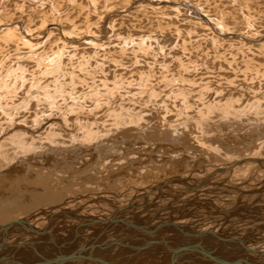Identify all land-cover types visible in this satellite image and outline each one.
Returning a JSON list of instances; mask_svg holds the SVG:
<instances>
[{
  "label": "rangeland",
  "instance_id": "obj_1",
  "mask_svg": "<svg viewBox=\"0 0 264 264\" xmlns=\"http://www.w3.org/2000/svg\"><path fill=\"white\" fill-rule=\"evenodd\" d=\"M158 1L178 4L180 8L179 12L171 11L170 9L158 11L147 5V3L152 4ZM131 6H135L134 8L136 9H134V14L130 17L120 19L112 14L115 11L120 12L129 10ZM197 8L201 10L203 14H207L208 19L211 18L213 22H216V24L220 27L218 31H223L222 33H225V36L223 35L224 37L221 36L220 38H216L215 35L211 34L210 31L208 32L207 29L199 23L193 11V9ZM11 19L15 20V22L23 23V25L25 24L26 27L29 26L36 34L38 30H42V26L45 23L48 25L52 21L51 23L59 24L62 27L63 35H60L56 29H53L51 30L52 34L47 38L49 41L46 39L45 42L43 41L39 44L40 46L37 45L33 48L26 45L24 42L13 46L15 45L14 42H11L10 44V42H6L4 38L0 39V43L2 42L0 44V70L2 69L0 71V105L2 104L0 106V128H2L4 118L7 115L9 116L15 113V120L18 122L24 118L26 119L28 109L29 111H33L34 109L31 110L30 108L38 105L40 106V104L34 99L36 97L43 98L45 93H42V91L44 90L45 92L47 91L51 93V97H53L54 101L57 103V108L60 109H62V107L66 104H68L66 106L74 107L81 105V103L83 105V102H85L84 106H88L90 108L92 107V99L98 98V102L96 100L95 103L104 104L108 102H117L118 105L115 109L123 107L125 110L133 111L135 116H138L141 112H143L139 119L135 121L137 126L139 125V121H141L140 126H138V128L142 129V133L140 134L133 131L134 128L136 129L137 127L129 126L133 129L128 130L129 128L126 125L124 127L126 135H122V133L115 135L117 131L123 130V128L118 129V127H114L110 130V132L104 135L103 138L96 139L92 145H90V143L75 144V146L77 145L76 147H78V145H90L88 146V148L92 150L90 155L88 153L79 154L65 161V155H61L62 151L57 154L54 150H49L50 152H54L52 155H54L55 158L54 156H49L48 151H41L42 154H47L46 159L50 161L52 164L50 165L53 166L54 169H52L49 165H35V167H32L34 169L31 168L29 171V168H25L26 163H23L24 161H20L19 163L12 165V168H17L12 170L13 173H8L7 168L0 169V212L2 213L14 208V204L9 201V194L11 193L12 195L20 196L21 198H30V201H25L28 206L31 205V198L34 200V197H36L35 194L40 195V192H34L35 194H31V190H42L41 192L43 194L40 195L41 200L38 198V202L42 205H49L57 201L69 200L65 213H62L61 217H57L59 219H54L51 223L42 221L39 224L44 229L45 227L46 229L49 227H51L52 230L57 229V232L55 231V233H61L60 235L65 242H70L74 238L75 240L82 239L80 242L76 240L73 245L70 246L72 249L80 248L85 242L84 236H81L80 234V237L75 236L77 232H81L82 234L83 230L80 229L78 221L73 218H80L81 220H102L109 218L110 221H113L115 216H109L108 213H111V210H114L116 213L117 206L121 204L125 205L128 202L131 203V205L135 204L138 206L144 203L145 199L143 198H145L148 193L144 194L140 192V189H144L143 187L155 185L157 182L159 183L162 181L163 177L170 180L176 177V179L181 180V182L172 184L170 186L171 188H169L170 190L163 189L159 192V194H161L159 197L157 195L156 198L155 196H151L150 199L153 198V200H151L149 204L152 203L153 206L152 204L150 205L152 207L147 206V208L141 210L140 212L136 209H121L122 215L117 214V218L119 219L126 221L127 218L132 217L133 221H127L130 223L140 224L142 221L155 218V215L157 214H155L156 208H161L162 206L171 204L173 199L176 200V198H185L186 196L181 197V194H183L184 191L189 190L190 192V187H197L195 182L194 184L183 183L182 181H184V179H180L181 176L184 177L185 175V177L188 176V178L190 177L200 180V178L205 175L204 173L211 169L209 168L210 166H216L218 162L222 165L230 163L232 158L234 159L233 153L237 155H243L246 151L254 153L255 149L258 148V140L264 143L263 119L260 118L258 122H255V116L252 117L254 114L252 115L251 113L250 116H248V118L250 117L249 121L251 120L250 123L248 121L242 124L238 121L235 122V119H226L225 121L223 119L221 120L214 114L216 117L214 119H216L217 122H221L215 128L213 127L217 130L218 134L210 135L212 137L215 136L212 140L207 134L208 139H204L206 137L202 136L203 140L200 139V143H206L207 146L209 145L210 147L200 148L199 145L197 146L196 142L192 139L194 135H199L194 129V122H184L181 120L183 117L187 116L186 114H189L191 117L190 113L185 112L184 114L183 111V117L178 116L179 114L177 113V110L171 108V110H175L173 113L174 116L170 113L168 117L164 119L163 108L159 104L154 105L155 102L159 103L164 100L165 97L168 99L169 95L170 99L177 100L178 102V100L182 98L180 97L182 94H176V90L181 89H188L189 91L192 90L191 96L199 92L197 95L199 96V99H211V103H217L223 100L225 101L226 99H230L232 97L235 102H237V105L240 103V107H235L232 103L235 107L233 108L234 110H238L239 108L246 106L248 101L255 98V95L257 98L259 97L260 99H263L264 102V41L263 44L256 47L255 45H250L248 43L243 44L236 37L240 35L245 38H257L259 40L264 39V0H0V25L7 23ZM203 22L204 21H202V23ZM203 24H205V22ZM32 27H34V29ZM91 32L94 33L96 38L104 39L105 44L103 43V45L99 46L92 44V46L91 44L80 43L75 45L78 47L77 49L64 45L66 38H71L69 41H72L79 36H87ZM36 34L34 35L36 36ZM53 35H55L56 38ZM230 36L232 37L230 38ZM6 44L7 46H5ZM60 66H62V68ZM10 76L15 77L13 79ZM193 88H196L197 91H193ZM207 89H209V91ZM149 90L154 91V93H148ZM204 92L206 95H203ZM58 95L62 96L59 97ZM130 95H137L135 96L136 98L131 99H138L139 102H141V100H146L144 102L151 100L152 103L150 105H146V108L144 107L145 109L136 108L137 110H135L132 107L133 104L127 103ZM63 96L65 98L64 100ZM155 96H157L159 100H157ZM223 97L225 99H223ZM192 98H194V100L191 101V105H195V101L199 99H197L198 97ZM236 99H239L240 101H237ZM190 100L191 99H189V101ZM137 105L138 103L136 106ZM177 105L180 106V109L181 104L177 103ZM259 105V108H262L261 110L264 111V103ZM138 107H140V105ZM166 107L170 108V105L166 104ZM43 108V105L40 106L39 111H43ZM4 109L7 111H4ZM103 109L104 106L100 109L96 107L91 109L90 113L99 115L102 113ZM248 110L249 108H246L245 112ZM3 111L6 112L5 114H7V112H11V114L8 113L5 115ZM51 113H53L51 116L59 119L60 116L64 114L63 112L58 111V109ZM44 117L49 118L47 117V114H45ZM26 121L30 123V120ZM185 127L190 128L189 133L183 131ZM92 129L100 132L104 128L93 126ZM194 131L196 132L195 134ZM174 132H177L176 136L173 135ZM245 133H249V135L247 134L248 136H246ZM112 134L114 135L112 136ZM61 135L67 134L61 130ZM118 137L121 141L116 139ZM62 138L63 137H55L54 140L59 141L62 140ZM220 138H222L221 141L226 145L222 144ZM114 139H116V143ZM80 140H82V138ZM65 142L60 143L56 150L60 148H66L68 150L70 147L66 146ZM212 142L216 143L217 146L222 147H220V151H218V153H216V149L214 148L215 145ZM127 145L132 146L131 149H126ZM51 148L53 147L50 146V149ZM48 149L49 147L46 148V150ZM128 149L129 151H127ZM207 149H210L212 152ZM118 150H125L126 154L122 155L123 153L120 151L118 152ZM180 150L183 151L179 153ZM262 152L264 153V151ZM191 153L195 155H191ZM59 154L60 157L58 156ZM196 155L198 158H194ZM122 156L127 162H130V165L132 163V171L125 170V166L119 167V164H116L119 163ZM177 156H179V159ZM208 156L213 157L214 160L212 161L210 157L209 160ZM58 158L61 159L58 160ZM85 158L87 159L83 162ZM111 158L116 161L109 165V162L106 161H109ZM141 158H143L145 162L139 161ZM205 158H207V160ZM102 162L106 166V170H109L112 175L110 180L108 179V182L111 183L113 179L112 183L114 184L105 183L103 182L104 179L101 181V175L105 177V173H102L104 169H100L99 173L102 174L96 175L97 178L95 177L96 171L98 172L99 170L98 166ZM22 164L25 166H22ZM40 166H43L42 169ZM136 171L139 172L134 173ZM251 171L253 172L251 173ZM29 172L32 174L29 175ZM87 174H90L91 176ZM42 175H44V177ZM236 175L224 176L222 179L216 178L217 182L215 184L208 185V190L205 191L206 194L210 191V194H205V196L209 198L211 197V200H217V202H214L218 203L219 206L232 207L237 203V192H233L232 194L228 193L232 190L224 187V182H227V186L235 185L241 189L242 187L240 184H243V182L239 180L245 182L248 176L251 178V181H248V183L252 186L249 185V187L246 186L244 188L255 192L252 194L247 193V199L245 198L244 201L247 202L250 199L248 203L249 205H253L252 207L258 205L261 206V208H264V186L262 187V185H264V182H262L264 178V168L260 165H255L254 163L251 170L244 173H238ZM254 175L255 177L252 179L251 176ZM81 177H89L92 184L85 185L83 182V185H78L76 182H73V178ZM93 177L96 178V180H94ZM255 178H257V182H255ZM185 180L190 181L189 179ZM83 181H85V179ZM192 181L191 183H193ZM58 182L60 184H57ZM62 185L64 187H62ZM252 187L253 189H251ZM76 189L79 190L77 191ZM218 189L220 191H217ZM92 193H94V195H98H95L96 198H99L100 196V199L88 200ZM190 193L192 194V192ZM214 193L216 197L212 196ZM254 193H256V195ZM136 194H139L138 196L142 198L135 196ZM229 194L232 196H229ZM233 194L235 196H233ZM24 195H27V197ZM175 195H177L176 198ZM134 197L138 198L134 200ZM201 197H204L202 193ZM228 199H231L230 203H228ZM103 200L108 201L106 202ZM175 200H173V202ZM260 200L263 204H261ZM244 201L242 199V202ZM23 202L20 203L21 208L19 210L21 211L18 212L20 216L18 213L12 215L13 219L21 218L24 220H31L33 219L35 212L42 209L34 202L35 204H33L38 206L27 207V210H25V204ZM211 205L213 204L211 203ZM186 206L187 208L196 209L195 211L199 209L197 212H202V214L205 215L206 211H208L206 206L203 204L197 208L195 206ZM213 209L216 210L214 207ZM72 213H74V216ZM241 213L247 215L249 214L250 216L244 215L247 218H245V222L242 221L241 224L240 222H231V224L230 222H225L226 225L224 224V228L229 231L224 229L222 226L220 230L218 229V232L225 230L224 234L229 232L226 234L227 236H230L233 232L234 235L235 233L237 235L241 234V236L239 235L240 237L236 235L240 239L245 236L250 237L248 240H250L249 244L251 245L248 246L261 247L259 244H264V241L262 240V237L264 238V231H262L263 228L260 230L257 225V223H260L259 220L262 218L260 217L261 215L256 213V215H253L246 210H243ZM173 215L175 218L177 217L176 219H178L177 225H186V229L189 228V226H193L199 231H208V228L215 231L212 226H208L207 228V225L202 223L203 221L200 220L199 216H195L199 217V220H189L188 218L181 220L178 218L181 215ZM239 215L241 216V214ZM257 215H259V217ZM255 216L256 220H253L252 218ZM210 217L214 216L212 215ZM217 218L221 219L220 217H216V219ZM232 218L233 217H231V219ZM168 221V215L163 214L160 224H156L155 227L158 225L167 226L169 224ZM102 223L104 222L101 221L99 224ZM248 223L252 224L248 225ZM232 225L234 226L232 227ZM235 225L239 228L235 227ZM60 229L66 231L67 234H65V232V235L62 234L63 231ZM125 232L131 233L135 236L137 235L136 237L139 235L138 238H144L149 242H153L155 239L158 240L155 236L145 234H143L144 237H140V235L142 236V233L139 230L134 232L130 229L125 230ZM163 237H160L159 239H163ZM198 238L199 237L197 236L195 240L199 241ZM127 239L128 238L125 237L118 241L120 244L118 248L119 251L123 248L124 244L126 245ZM45 240L46 242H40L49 244L54 243L51 239ZM256 240H261V242L257 243L258 241ZM109 241H111V239H105L104 242ZM205 241L211 243L210 239ZM16 242L18 243L20 240L15 241L13 245ZM118 243H113V245H111L112 249H106L104 252L101 251L100 253L107 252L108 254L110 253L108 252L109 250H112V252L115 253L114 248L117 247ZM213 244L220 245L221 242L215 241ZM130 248L133 250L131 251L132 258H129L130 261L140 264H148L146 261L147 256H144L141 262L137 261L139 254L136 246H131ZM50 250L53 251L54 249ZM231 250L232 249L229 251ZM60 251H63V249ZM125 251V253L130 252L127 250ZM219 251L222 253V250L218 249V252ZM231 255L227 254L228 257H231ZM251 255L252 254H248V256ZM105 256L108 257L103 254L101 255V258L105 259ZM221 256H223V254ZM253 256L254 255L251 257ZM258 258L262 259V257ZM258 258L256 259L260 260ZM33 260H35V258H33ZM262 261H264V258ZM161 262L163 263V261H160V263Z\"/></svg>",
  "mask_w": 264,
  "mask_h": 264
},
{
  "label": "bare ground",
  "instance_id": "obj_2",
  "mask_svg": "<svg viewBox=\"0 0 264 264\" xmlns=\"http://www.w3.org/2000/svg\"><path fill=\"white\" fill-rule=\"evenodd\" d=\"M147 5L148 6H151L152 9L158 10V11L170 9L171 11H178L179 12V9H180L178 4L172 3V2H161V1H158V2L152 3V4L147 3ZM134 7L131 6V8L129 10H125V11H120V12L115 11L112 14L115 17H117V18L119 17L120 19H124V18L130 17V16H132L134 14V9H136ZM197 9H193V11H194L195 17H197L199 23L201 25H203L207 29L208 32L210 31L211 34L215 35L216 38H220L221 36L224 37L225 36V33H222L223 31L222 32L218 31L220 29V27L216 24V22H213L211 20V18L208 19L207 18L208 17L207 14H205V13L203 14V12L201 10H199V9L197 10ZM115 20H113V21H115ZM202 21H204L205 24H203L204 22L202 23ZM51 22L48 25H46V23H45L42 26V30H38V32L36 34L34 32V30H32L29 26L26 27L25 24L23 25V23L15 22V20H12L11 19L7 23H3L2 25H0V39L4 38L6 40V42H10V44H11V42H14L15 45H13V46H16V44H18V43L24 42V43H26V45L31 46L33 48V47H36L37 45H39L40 43H42L43 41L45 42V40L52 34V31L51 30H53V29L54 30L56 29V31L60 35H63L62 34V32H63L62 27L59 24L51 23ZM32 28L34 29V27H32ZM83 28H84V26H83ZM25 29H26V32H25ZM67 29H69V28H67ZM80 29H82V28H80ZM34 34H36V36ZM53 36H55V35H53ZM231 37L232 36H230V38ZM236 37L243 44L244 43H248L250 45H255L256 47L257 46H260L261 44H263V41H264V39H260L259 40L257 38H255V39H253V38H245V37H242L240 35H238ZM55 38H56V36H55ZM60 39H61V37H60ZM53 40H54V38H53ZM69 40H71V38H68V39L66 38L65 41H64V45H67V47L76 48V49L78 47H76L75 45H78L80 43H86V44H91V45L92 44H94V45L96 44L98 46L99 45H103V43L105 44L104 39H101V38L98 39V38H96L94 36V33H92V32L89 33L87 36H84V37L79 36V37L75 38L72 41H69ZM50 43H51V40H50ZM52 43H55V42H52ZM5 46H7V44ZM44 46H46V45H44ZM55 54H53V55H55ZM50 63H52V62H50ZM48 65H49V63H48ZM60 67L62 68V66H60ZM11 71H12V69H11ZM18 71H20V70H18ZM57 71H59V70H57ZM10 77L14 79L15 76L14 77L10 76ZM13 79H11V80H13ZM200 83H201V81H200ZM204 84H206V83H204ZM4 85H6V84H4ZM195 86H197V85H195ZM193 89H194L193 91H197L196 88H193ZM130 90H131V88H130ZM207 90L209 91V89H207ZM176 91H177L176 94L177 93L182 94V96H180L182 98L180 100H178V102H177V100L170 99L169 98L170 95H169L168 99L165 97L164 100L160 101L159 103L158 102H155L154 105H158L159 104L163 108V111H164L163 112L164 119H166L170 113L173 114L175 110H177V113L179 114L178 116H182L183 115V111H184V114H185V112L186 113H190L191 117L189 116V114H186L187 116L184 115L186 118L182 116L183 118L181 120H183L184 122H188V121H191V123L194 122V125H195L194 129H195V131L199 135L198 136L197 135H194L192 137V139L196 142L197 146L199 145L200 148L208 147L209 146V145L207 146L206 143H203V142L200 143V141H199L200 139L203 140L202 139L203 137H206L204 139H208L207 138V135H209L208 137L212 140V139H214L215 136L212 137L210 135H217L218 134L217 133V130L214 129V128L218 124H220L221 122H217L216 119H214V118H216L215 115H217V117L220 118L221 120L223 119L225 121L226 119H232V120L235 119V122L238 121V122H241L242 124H244L245 122H248L249 121L250 117L248 118V116H250L251 113H252V115L254 114L252 117L255 116V122H258V120L260 118L264 120V111L261 110L262 108H259L260 107L259 104H262L264 102H263V99H260L259 97L257 98L256 95H255V98L253 100H251L252 102L251 101H248L247 102V105L244 106L243 108H239L238 110H234L233 108L240 107V103H239V105H237V102H235V100L232 97L230 99H226L225 101L223 100V101H219L217 103H211V101H210L211 99L210 100H205L203 98H200L199 99V96H197L199 92L197 94H193L191 96V94H192L191 91L192 90L189 91L188 89L187 90H185V89L182 90L181 89V90H176ZM150 92L151 93H154V91H152V90H149L148 93H150ZM42 93H45L43 98L36 97L34 100H36L40 104V106L43 105V107H44L43 108V111H39V107H40L39 105L36 106V107H32L30 109L31 110L34 109V110L33 111H29V109H28V112L26 113V115H27V118L26 119L24 118L23 120H21V121L18 122V121L15 120V115H16L15 113H13L14 115L12 114V115H9L8 116L7 114L8 113L11 114V112H7V114H5L6 112H4V111H7V110L4 109V111H3L4 114L7 115V116H5L4 123L2 124V128H0V169L1 168H5V169L7 168V172L8 173H13L12 170H15L17 168H15V167L12 168V165L13 164L15 165V163L17 164L20 161H24L23 163H26L25 164L26 166L23 165V164H22V166H25L26 169L29 168L28 169L29 171H30V169L32 167H35V165H43V166L49 165L52 169H54L53 166H51L52 164L50 163V161H48L46 159L47 154H45V153L42 154V152H45V151H48L49 152L48 153L49 156H54V155H52L54 152H57V154H58V152L61 153V151H62V154L61 155H65V157H64V160L65 161L67 159L72 158V157H75V156H77L79 154L88 153L90 155L91 152H92V150L89 149L88 146L92 145L93 142L96 139L103 138L104 135H106L108 132H110V130L113 129L114 127H118V129L123 128V130L117 131L115 133V135H117L118 133L119 134L122 133V135H126V130L124 131V127L126 125L129 128L128 130L133 129L132 127H137L136 129L134 128L133 131L137 132L138 134L142 133V129L141 128H138V126H140L141 121H139V123H138L139 125L138 126H137V123H135V121L137 119H139L140 115L143 114V112H141L140 115H138V116L136 115L135 116V114H134L133 111H131V110H125L123 107H120L118 109H115V107L118 105L117 102H111V103L108 102V103H104V104L103 103H95L96 100L98 102V98H96V99H94V98L92 99L91 98L92 99V107H90V108L88 106H84L85 102H83L84 103L83 105L81 103V105H77V106H74V107L66 106V105H68V104H66L64 107H62V109H60V108H57V103L54 101V98L51 97V93L50 92H47V91L45 92V90H44V91H42ZM233 94H235V93H233ZM155 95H156V92H155ZM203 95H206L205 92H204ZM0 96H1V94H0ZM60 96H62V95H60ZM135 96H137V95H130L129 96V99L127 101V103L133 104L132 107L135 110H137L136 108H138V109H142L144 107L146 108V105H150L152 103L151 100L148 101V102H144L146 100H141V102H139L138 99H131V98H136ZM155 97L157 98V96H155ZM192 97H198L197 99H199V100L196 99L197 101H195V105H191V101L194 100V98H192ZM4 98H5V96H4ZM64 99L65 98L63 96V100ZM189 99H191V100L189 101ZM223 99H225V98L223 97ZM10 100H11V98H10ZM157 100H159V98H157ZM236 100L237 101H240L239 99H236ZM142 102H144V103H142ZM176 102L181 104V108L180 109H179L180 106H178ZM5 103H7V102H5ZM12 103H14V102H12ZM137 103H138V105L136 106ZM232 103L235 105V107H234V105ZM166 104H169L170 105V108H167L166 107ZM139 105H140V107H138ZM3 106H4V104H3ZM34 106H35V104H34ZM103 106H104V109H103V111H102L101 114L94 115V114H91L90 113L91 112V109H94L96 107H98V109H100ZM171 108L172 109H175V110L173 111V110H171ZM246 108H249V110L245 112V109ZM57 109H58V111H61V112L64 113V114H62L60 116V119L51 116V114H53L51 112L56 111ZM3 112H1V113H3ZM15 112H16V109H15ZM29 112H31V113H29ZM45 114H47V117H49V118L44 117ZM173 116H174V114H173ZM26 120H30V123L27 122ZM129 120H130V123H129ZM263 120H261V121H263ZM250 121H249V123H250ZM163 122H165V121H163ZM173 123H175V122H173ZM229 123H231V122H229ZM93 126L103 127L104 129H102V131H100V132H97L98 130L92 129ZM129 126H132V127H129ZM169 126H171V125H169ZM146 128H148V127H146ZM189 129L190 128L185 127L183 129V131L189 133ZM61 130L63 132H65L68 136L67 135H61ZM195 131H194V134L196 133ZM239 133H240V131H239ZM226 134H228V133H226ZM245 134H246V136L249 135V133H245ZM113 135L114 134H112V136ZM173 135L176 136L177 135V132H174ZM242 135H243V133H242ZM219 136H220V134H219ZM219 136H217V137H219ZM221 136H222V134H221ZM55 137H57V138L63 137V138H62V140L57 141V140H54ZM81 138H82V140H80ZM91 139H92V142H91ZM116 139L118 141H121V139L119 137L116 138ZM116 139H114L115 143H116ZM221 139L222 138H220V141H221ZM236 140H238V139H236ZM64 142H65V145L68 146V147H70V148H68V150L66 148H60V149H57L56 150V148L58 147V145L60 143H64ZM258 142H259V143H257L258 148L255 149V152L254 153H249V151H246V152H244L243 155H237V154H234L232 152L233 155H234V159L232 158V160L230 161V163H227V164L222 165V164H219V162H218V164L216 166H210L209 168H211V169L207 168L209 170L206 173H204L205 175L202 178H200V180L197 179L198 181L196 179H193V178H190V177L188 178V176L185 177V175H184V177L181 176L180 179H184V181H182L183 183H186V184H194V182H195V184L197 185V187H194V188H192V190H190V192H192L193 195L189 192V190L184 191V193L182 192L183 194H181V197L186 196L185 198H181V199L178 198L177 199L176 198L177 195H175L176 200L173 199V200H175L174 202L172 200L171 204H167L165 206H162L161 208H156L155 214L156 213L157 214L155 215V218H152L150 220L148 219L146 221H142L140 224H136V223H130L129 221H127V220L133 221L132 217H129V218L126 219V221L124 220L125 222H121V223L118 224V220H123V219L117 218V214L118 215H122L121 209H123V210H126V209H129V210L133 209V210H135L136 209L139 212L141 210H144L145 208H147V206L149 207L152 204V203L149 204V202L151 200H153V198L150 199L151 196L152 197L155 196V198H156V195H157L159 197L161 195V194H159V192H161L163 189L164 190L165 189L170 190L169 189V188H171L170 186L172 184L178 182V179H176V177H174L173 179L170 180V179H165L163 177L162 178V181H160L159 183L157 182V184H155V185H148V186L143 187L144 189H140L141 190L140 192H142L144 194H146V193H148V194H147V196H145V198H143V199H145V201H144V203L142 205H139V206L138 205H135V204L134 205H131V203H129V202L126 203L125 205L124 204H121V205H119V206L116 207V213L114 212V210H111V213H108L109 216H112V215L115 216V218H114L113 221H110L109 218L102 219V220L101 219L100 220L97 219L98 223H100L101 221L104 222V223H102V224L93 223V224H90L91 226L89 227V229H86V230L83 229V233L80 234V235L85 237V242L82 244L81 247L83 248V247H86L87 246V248H86L87 250L85 252L81 253V255H83L85 258H89V256H92V257L96 258V260H100V259H104V258H101V255L104 254V255H107L108 256V257L105 256V260L111 261L113 264H140V263H137V262H132L129 259L131 257V254H132L131 251H133L130 247L131 246H136L137 247L136 248L137 249V252L139 254V256L137 258V261L138 262H141V260L143 259V257L144 256L145 257L147 256L146 257L147 258L146 261L148 262V264H166L169 261V259L171 258V256H172V254H169V251H167L166 249L160 248L162 246H160V247H154V245H153L151 247L150 246V242L149 241H146V239H144V238H142V239L141 238H138L139 235H138V237H136L137 235L135 236V235H133L131 233H126L125 230H130L131 229L134 232H136V231L139 230L142 233V236L140 235V237H144L143 234L150 235V236H155V231H156L155 230V228H156L155 226L156 225L154 223H160L161 220H162L163 214L164 215L165 214L168 215V219H169V221H168L169 224L168 225H171V227L172 226L174 227L175 225H177V220H178V219H176L177 217L175 218V216L173 214L181 215L180 217H178L181 220H184L185 218H188L189 220H191V219H194V220L197 219V220H199L198 218L200 217V220L203 221L202 223H204V225H207V228H208V226H212L215 229V232L216 233H218V229L220 230L222 228V226L224 228V224L226 225L225 222H230V224H231V222H235V223H239L240 222V224H241L242 221H244L245 218H247L245 216H248L249 214L248 215L247 214H242L241 212H243V210L241 211L240 209H237V208L243 207L245 205H249L248 201L250 199L248 201L246 200L247 202L244 201V199L246 198V194L247 193L252 194L253 192H255V191H250V190L244 188L246 186L249 187V185H251V184L248 183V181L249 182L251 181V178L250 177L247 176L245 182L242 181V180H239V181L243 182V184L242 183L240 184L241 187H242L241 189L238 186H235V185L227 186V182H224L225 183V184H223L224 187L232 190L231 192H228V193H231L232 194L233 192H237V199L238 200H237V203L235 205H233V206L231 205L232 207L219 206L218 203H215L214 202V201L217 202V200H211L212 199L211 197H210L211 198L210 199L209 197H206L205 196V194H206L205 191L208 190V185L215 184L217 182L216 180L218 178L219 179H222V177H224V176L236 175L238 173H244L246 171L251 170V168H252V166H253V164L255 162H250L249 161L250 159H259L260 160V163H257L256 162L255 165L257 164V165L262 166V168H264V153L262 152V151H264V143L263 142H260V140H258ZM86 143H90V145H87V146L86 145H78V147H76L77 145L75 146V144H86ZM134 144H137V143H134ZM213 144L215 145V146L214 145L213 146L216 149V153H218V151H220L219 149H220L221 146H217L216 143H213ZM222 144L226 145L224 142H222ZM50 146L53 147V148L50 149ZM47 147H49L48 150H46ZM131 147L132 146L127 145L126 149L127 148H130L131 149ZM139 147H140V145H139ZM49 150H54V152L53 151L50 152ZM142 150H145V149H142ZM119 151L123 153L122 155H125L126 154L125 153L126 152L125 150H123V151L118 150V152ZM127 151H129V149ZM182 151L183 150H180L179 153H181ZM208 151H211V150L209 149ZM228 152H230V151H228ZM184 154H185V152H184ZM209 154H207V155H209ZM118 155H121V154H118ZM191 155H195V154L191 153ZM58 156L60 157V154ZM89 157H91V156H89ZM129 157H130V155H129ZM178 157L179 156H177V158ZM209 157L210 156H208V159L209 160H210V158L212 159V161L214 160L213 157H210V158ZM54 158H55V156H54ZM194 158H198V156L196 155V156H194ZM59 159H61V158H58V160ZM86 159L87 158H85L83 160V162H85ZM205 159L207 160V158H205ZM114 161H116V160H112V158H111L109 161H106V162H109V165H110V164H112V162L114 163ZM139 161L145 162V160L143 158H141ZM56 163H57V161H56ZM116 164H119L118 165L119 167L120 166H125L126 167L125 170L132 171L131 170L133 168L132 163H131V165H132L131 166L130 165V162H127L125 160V158H123V156L120 158L119 163H116ZM31 165H33V166H31ZM42 167H41V169H42ZM98 168H99V170H98V172L96 171L95 177H96V175H100L102 173L103 174L105 173V177L101 175V181H102V179H104L103 182L108 183V184H111L113 182V179H112L111 183L108 182V179L110 180V178H111L112 175H111V173H110L109 170H106V166L104 165V163L103 162L100 163L99 166H98ZM32 169H34V168H32ZM100 169L101 170L104 169L102 173H99ZM52 171H54V170H52ZM139 171H136L134 173H138ZM90 172H92V171H90ZM252 172L253 171H251V173ZM30 174H32V173L29 172V175ZM139 174H141V173H139ZM87 175H90V174H87ZM189 175H191V174H189ZM42 176L44 177V175H42ZM119 177H121V176H119ZM251 177H252V179H254L253 177H255V175L254 176H251ZM96 178H94V180H96ZM257 178H255V182H257ZM84 179H85V181H83ZM185 179H189L190 181H188V180L186 181ZM116 180H114V181H116ZM191 181L193 183H191ZM231 181H232V179H231ZM73 182H76L78 185H83V182L85 183V185H91L92 184L91 181L89 180V177H85V178L84 177H81V178H73ZM262 182H264V178H263ZM57 184H60V183L58 182ZM112 184H114V183H112ZM57 186H59V185H57ZM191 186H193V185H191ZM263 186L264 185H262V187ZM62 187H64V186L62 185ZM193 189H198L200 191L197 192V193H194L193 192ZM251 189H253V187ZM76 190L78 191L79 189H76ZM41 191H39V190H37V191L31 190V194L32 193L35 194L34 192H40V195H42L43 193ZM44 191H45V189H44ZM217 191H220V190L218 189ZM201 193L203 194L204 197H201ZM221 193L223 194L222 191H221ZM231 194H229V196ZM254 194L256 195V193H254ZM27 195H24V196L27 197ZM40 195L35 194L36 197H34V200L31 198V201H32L31 202V205L28 206V205H26V202L28 200L30 201V198H25L23 196H22L23 198H21L20 196L12 195V193L9 194V198H10L9 201H11V203L14 204V208L11 209V210L6 211L4 213L0 212V228L7 226L6 227V231L3 234H0V249H2V250H0V253H3L4 256H6V255L13 256L14 255V250H9V249H21L20 252H18V255H17L21 261H26V260H30V259L33 260V258H35V260H33L34 262L35 261H39V262L40 261L41 262L44 261L45 262V261H49L50 259H52L54 257L61 256V255L62 256H65L67 254V251H60L59 250V249H64V248H62L60 246V242H63L65 244H67V242H65V240L61 237V235H60L61 233L60 232H59L60 234L55 233V231L57 232V229L56 230H54V229L52 230L51 227H49V225H48L49 228L46 229V227H45V229H44L43 227L40 226L39 223L42 222V221L43 222L46 221L48 223H51L52 221H54V219H59L57 217H61V214L62 213H65V210L67 209V206L69 204V200H64V201H59V202L57 201V202H54V203L49 204V205H42L40 202H38V198L41 200ZM95 195H94V193H92L88 200L100 199V196H99V198H96V196H98V195H96V196ZM138 195L139 194H136L135 196H138ZM190 196H193V197H190ZM212 196L214 197L215 196V193ZM233 196H235V195L233 194ZM67 197H69V196H67ZM138 197L139 198H142L140 196H138ZM138 197H134V200H136V198H138ZM260 197H261V195H260ZM197 199H203V200H205V201H207L209 203H212L215 207L222 208V209H233V211L230 212V213H228L227 215H225L223 217H220L221 219H219V218L216 219V217L215 218L214 217H210V216H212V211H216V210H214L212 208L210 210V208L208 209L206 207L208 209V211H206V215L205 214H202V212L201 213H198L197 211L199 209L197 211H195L196 209L187 208L186 201L197 200ZM242 199H243V201L245 203L242 202ZM177 200H180V202H178ZM221 200H223V199H221ZM97 201H99V200H97ZM103 201H106L107 202L108 200H103ZM181 201H183V202H181ZM228 201H229L228 203H230L231 199L230 200L228 199ZM21 202H23L25 204V207H24L25 210H27L26 209L27 207H34V206L36 207L38 205L42 209L36 211L35 214H34V216H33V219H31V220L30 219H25L24 220V219H21V218L13 219L12 218V215H15V214H17L18 212L21 211V210H19L21 208V205H20ZM34 202L37 203L38 205H34L35 204ZM180 203H182V204H180ZM263 203L261 201V204H263ZM111 205H114V204H111ZM152 206H153V204H152ZM152 206H150V207H152ZM251 206H253V205H251ZM256 206H255V209L257 211L264 209L263 207L261 208V206H258V205H256ZM148 209H150V208H148ZM83 210H85V209H83ZM75 212H77V211H75ZM244 213H246V212H244ZM255 213L257 214V212H255ZM255 213H252V214L254 215ZM73 214L74 213H72V215ZM239 214H241V216ZM18 215H19V213H18ZM193 215H194V217H193ZM260 215H261L260 217H262V218H260V220H259L260 223H257V225L260 228V230L263 228L262 231H264V215L263 214H260ZM109 216H107V217H109ZM195 216H199V217H195ZM206 216H208V217H206ZM257 216L259 217V215H257ZM231 217H233V218L231 219ZM255 218H256V216L253 217L252 219L254 220ZM73 219L76 220V221H78V225L80 224V227L86 221V220H81L80 218L79 219L78 218H76V219L73 218ZM73 219H71V220H73ZM107 219H108V221H107ZM105 220H106V222H105ZM11 223H14V224L8 226ZM48 223H46V224H48ZM252 223H250V224H252ZM243 224H245V223H243ZM250 224L248 223V225H250ZM98 225H99V227H98ZM233 226L234 225H232V227ZM163 227H166V226H163ZM189 227H191L192 229H195L196 230V228L193 227V226H189ZM232 227H230V228H232ZM235 227H238V226L235 225ZM74 229H76V228H74ZM187 229L189 230V228H187ZM208 229L210 230L211 228H208ZM224 229H226V228H224ZM48 230H52V231H48ZM60 230H58V231H60ZM61 231H63L62 234H64V232H65V234H67L66 231H64V230H61ZM224 231L225 230H223L222 232L225 233ZM227 231H229V230H227ZM35 232H38V233H35ZM43 232H48L51 235H45V234H43ZM160 232H161V234H164V235L171 234L166 229L165 230L163 229ZM228 233L229 232H227L226 234H228ZM256 233H257V231H256ZM260 234L263 235L262 233H260ZM260 234H258V235H260ZM80 235H78V236L80 237ZM236 235L237 234L235 233V235L233 234L232 236H234L235 238L237 236H239V235L241 236V234H238L237 236ZM45 237H47V238H45ZM125 237L128 238L126 240V245L125 244H124V246L121 245V246H123V248H122L123 250L121 249L119 251L118 248H119L120 244L118 243V241H120V239L125 238ZM239 237H237V238H239ZM195 238L196 237H194L192 241L196 242ZM199 238H201V237H199ZM45 239H51V240L54 241V243L53 244L52 243L49 244V243H41L40 242V241L46 242ZM105 239L106 240H110L111 239V241L104 242ZM204 239L205 240H208V239H206V237H204ZM19 240H20V242H18V243L16 242L13 245V243L15 241H19ZM76 240H78V242H80L82 239L81 240L80 239H76ZM262 240L264 241V238L263 237H262ZM256 241H258V240H256ZM98 242H101V243H98ZM251 242H252V240H251ZM260 242H261V240H259L257 243H260ZM113 243H118L117 247L114 248L115 249L114 250L115 251V254H113L111 256L109 253L107 254V252L103 253L106 249H112V246L111 245H113ZM16 245L17 246H21V247L20 248H16ZM248 245H251V244H248ZM259 245H261V247H253V246H249V247L255 248V249H264V244L263 245L262 244H259ZM76 246H78V245H76ZM254 246H256V245H254ZM57 248H59V249H57ZM158 248H160V249H158ZM50 249H54V250L52 251ZM125 250L130 251V252L125 253L126 252ZM219 250H222V253H221V251H219L220 252L219 255L220 254L221 255L223 254V256H227V254H230L231 255V253L234 254V255H237V252L239 251V250H237V252H236L235 249H232L231 251H229L230 249H219ZM101 251H103V252L100 253ZM260 251H263L264 252V250H260ZM0 255L3 256L2 254H0ZM37 255L39 256L38 258H37ZM69 255H71V254L69 253ZM234 255H231V256L232 257H235ZM9 256H6V257L9 259ZM78 256H79V254L76 257H78ZM14 257H16V256H14ZM29 257H30V259H29ZM252 258H254V256ZM256 258H258V257L255 256L254 259H256ZM258 259H260V258H258ZM262 259H260V260L262 261ZM86 261H88V260H86ZM122 261H124V263H119V262H122ZM160 261H163V263L162 262L160 263ZM262 262L264 263V261H262ZM83 263L84 264H99V263H94L92 261H89V262L79 261V262H77L75 264H83ZM66 264H68V263H66Z\"/></svg>",
  "mask_w": 264,
  "mask_h": 264
},
{
  "label": "water",
  "instance_id": "obj_3",
  "mask_svg": "<svg viewBox=\"0 0 264 264\" xmlns=\"http://www.w3.org/2000/svg\"><path fill=\"white\" fill-rule=\"evenodd\" d=\"M250 162H257L260 163L259 159H250ZM178 182H181V180H178ZM205 187V186H204ZM203 188V187H202ZM192 190V188H190ZM198 189H193L194 193L199 192ZM180 202V200H177ZM183 202V201H181ZM182 204V203H180ZM186 204L196 208L200 206V204L205 205L208 209L216 208V211H212V215L214 217H223L227 215L228 213L232 212L233 209H222L215 207L211 205V203L203 200V199H197V200H190L186 201ZM171 207V206H170ZM237 209L246 210L250 214L257 212V214H263L264 210L257 211L255 207H252L251 205H245L243 207H239ZM249 216V215H248ZM121 222H125L124 220H118V224ZM98 223L97 219H87L80 227V229H89L91 226L90 224ZM14 223L9 224L13 225ZM99 224V223H98ZM80 226V225H79ZM6 227L0 228V234H3L6 231ZM167 230L171 234H161L160 231ZM155 237H157L158 240H154L153 242H150V246H162L163 249H166L169 251L170 254H172L171 258L166 264H264L261 260H257L252 258L251 256H248L246 254H252L257 257L264 258V252L260 250H255V248H251L248 246L249 238L250 237H242L241 239H235L233 237L227 236L226 234L222 232L216 233L215 231L209 230V231H198L197 229H192L189 227V230L186 229V226L182 225H175L174 227L171 225H167L166 227H162L158 225L155 228ZM34 231V230H33ZM45 231V230H44ZM47 231V230H46ZM189 232V233H188ZM38 233V232H35ZM45 235H51L48 232H43ZM81 234V232H77L75 236H78ZM163 239H159L160 237H163ZM201 237L198 240L199 241H192L194 237ZM204 237L206 239H210L211 243H208L205 241ZM215 241L221 242L220 245H214L213 243ZM75 242V239H73L70 242H67V244L60 242V246L63 249V251H67V254L65 256H57L49 261H32L31 263L23 262L19 259L18 252H20L21 249H9L14 250V255L9 256V259L6 256H0V264H72L77 263L79 261L89 262L92 261L94 263L99 264H113L111 261H107L105 259L96 260V258L89 256V258H85L81 253L85 252L87 249L86 247H81L79 249H72L70 246ZM177 242V243H175ZM248 243V244H247ZM21 246H17L16 248H20ZM147 248V247H146ZM235 249L237 252V255H234L235 257H228V256H221L219 255L218 249ZM2 250V249H0ZM62 250V249H59ZM146 250V249H145ZM69 253L71 255H69ZM79 254L78 257H76ZM166 254V253H165ZM16 256V257H14ZM39 256L37 255V258ZM88 260V261H86Z\"/></svg>",
  "mask_w": 264,
  "mask_h": 264
},
{
  "label": "crops",
  "instance_id": "obj_4",
  "mask_svg": "<svg viewBox=\"0 0 264 264\" xmlns=\"http://www.w3.org/2000/svg\"><path fill=\"white\" fill-rule=\"evenodd\" d=\"M155 225L156 224H160V223H154ZM163 227V226H162ZM108 252H110L109 254L112 256L113 254H115L114 252H112V250H109ZM3 255V253H1ZM1 256V255H0ZM33 260L30 259V260H26V261H23V262H26V263H31ZM119 263H124V261L122 262H119Z\"/></svg>",
  "mask_w": 264,
  "mask_h": 264
}]
</instances>
